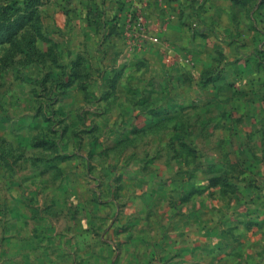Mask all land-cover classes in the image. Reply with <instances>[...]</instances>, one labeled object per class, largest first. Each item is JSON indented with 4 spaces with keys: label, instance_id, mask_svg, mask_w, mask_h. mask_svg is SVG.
<instances>
[{
    "label": "crops",
    "instance_id": "0c3cea01",
    "mask_svg": "<svg viewBox=\"0 0 264 264\" xmlns=\"http://www.w3.org/2000/svg\"><path fill=\"white\" fill-rule=\"evenodd\" d=\"M263 3L71 0L36 64V187L0 196V264H264ZM72 97L103 103L91 143Z\"/></svg>",
    "mask_w": 264,
    "mask_h": 264
},
{
    "label": "rangeland",
    "instance_id": "374dc122",
    "mask_svg": "<svg viewBox=\"0 0 264 264\" xmlns=\"http://www.w3.org/2000/svg\"><path fill=\"white\" fill-rule=\"evenodd\" d=\"M70 4L71 0H0L1 197L7 196L8 189H14L10 184L15 181L26 189L36 187V92L44 95L49 87L36 83V64H40L42 77L54 64L53 49L65 47L69 27L65 17ZM256 8L260 12L254 17L264 28V3ZM89 98L76 103L77 97H72L71 102L80 105L84 116L83 121L74 117V131L91 143L96 137L86 130L102 115L97 112H102L104 106L97 97ZM112 123V118H108L106 125L112 126L109 130H116V124ZM111 134L113 138L116 136ZM105 135L98 140L100 145L94 147L103 148ZM71 141L76 143L74 139Z\"/></svg>",
    "mask_w": 264,
    "mask_h": 264
},
{
    "label": "built area",
    "instance_id": "2783aa9c",
    "mask_svg": "<svg viewBox=\"0 0 264 264\" xmlns=\"http://www.w3.org/2000/svg\"><path fill=\"white\" fill-rule=\"evenodd\" d=\"M133 16H134L133 17V21L131 20V23L133 25L131 27H129V28L134 31L135 29L142 28V25H143V22H144V17H143V14L142 13H137V14H135ZM126 34H128V32H126ZM150 40H152V41H158L159 38L157 36L153 35V36H150Z\"/></svg>",
    "mask_w": 264,
    "mask_h": 264
}]
</instances>
